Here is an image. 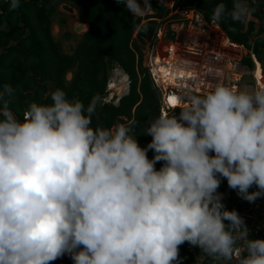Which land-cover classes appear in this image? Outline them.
<instances>
[{"label":"clouds","instance_id":"clouds-1","mask_svg":"<svg viewBox=\"0 0 264 264\" xmlns=\"http://www.w3.org/2000/svg\"><path fill=\"white\" fill-rule=\"evenodd\" d=\"M116 2L134 19L153 10L150 0ZM20 4L9 0V10ZM251 12L247 0L219 3L211 21L243 23ZM14 94L0 91V264L65 254L74 264H179L185 242L202 259L264 264V239L249 238L218 192L224 178L248 202L264 197V87L236 89L217 72L178 115L149 120L143 148L135 122L92 126L98 96L85 107L58 88L20 120Z\"/></svg>","mask_w":264,"mask_h":264},{"label":"trees","instance_id":"trees-1","mask_svg":"<svg viewBox=\"0 0 264 264\" xmlns=\"http://www.w3.org/2000/svg\"><path fill=\"white\" fill-rule=\"evenodd\" d=\"M67 2L73 3L90 25L74 54L64 53L51 31L59 6ZM150 3L154 13L143 21V18L134 19L116 0H21L20 7L14 11L9 10V0L3 2L0 91L5 86L15 90L9 107L16 117L22 120L31 102L50 104L51 93L58 88L64 90L70 100L82 101L85 107L98 96L100 102L92 117V126L109 128L117 123L135 122L132 125L135 138L142 148L146 147L152 137L145 134V129L149 120L160 114V104L148 69L142 64V45L152 37L157 26L156 20L150 18L168 13L167 6L160 1L150 0ZM219 3H224L228 9L233 6V0H175V6L194 7L209 21ZM247 3L256 20L241 23L225 18L217 23L232 43L252 50L264 65V0H247ZM242 61L253 66L249 54ZM116 66L128 76L129 85L127 93L114 104L104 98L108 94L110 70ZM68 71L72 72L70 80L66 78ZM180 110L173 109L169 114L178 115ZM147 155L151 159L154 151L148 150ZM162 164L158 162L156 169ZM255 190V186L249 189L250 192ZM218 192L227 205L240 197L224 178ZM185 245L186 242L179 248V264H189L194 259ZM202 264L222 262L206 258Z\"/></svg>","mask_w":264,"mask_h":264},{"label":"built area","instance_id":"built-area-1","mask_svg":"<svg viewBox=\"0 0 264 264\" xmlns=\"http://www.w3.org/2000/svg\"><path fill=\"white\" fill-rule=\"evenodd\" d=\"M5 1L0 0V13ZM167 8V14L150 18L156 20L157 26L152 37L145 41L142 52V64L148 69L159 95L160 114H169L173 109L183 108L187 104V95L202 91L207 84L213 83L217 72L236 89L264 87V65L252 50H247V54L253 66L243 63L244 56L236 51L244 46L234 44L228 38L224 39L218 24L207 20L201 11L181 4L175 6V2L169 3ZM168 34L173 37L167 39ZM161 67L167 74L178 71L174 81L164 80ZM246 77H250L251 81H244ZM111 89L108 82V94L104 101L117 104L121 96L109 97ZM170 96L177 98V104L169 103ZM227 210H236L244 218L250 239L264 238V197L254 202L239 197L234 203L227 205ZM185 248L194 255L189 264H202L206 260L202 259L198 246H191L186 242Z\"/></svg>","mask_w":264,"mask_h":264},{"label":"rangeland","instance_id":"rangeland-1","mask_svg":"<svg viewBox=\"0 0 264 264\" xmlns=\"http://www.w3.org/2000/svg\"><path fill=\"white\" fill-rule=\"evenodd\" d=\"M140 2V0H138ZM141 0L140 3H142ZM160 1V0H157ZM162 3H165L166 6H169V0H163ZM64 5H67L69 8H64ZM57 15L54 17L52 22V36L60 44L61 49L64 53L74 54L79 43L82 41L83 34L89 30L90 25L82 13H80L76 6L67 2L59 6ZM64 17V21L62 18ZM251 17H248L247 20H251ZM135 36V35H134ZM172 34L167 35V39H171ZM142 45V51L144 50ZM66 78L70 80L72 78V72L68 71ZM251 81L250 77H246L244 81ZM109 82L112 86L111 94L109 97L116 98L117 96L124 95L128 90L129 79L128 76L123 73V70L116 66L110 70ZM111 98H109L110 100ZM225 208L227 209V201L222 200ZM69 260H71L69 256Z\"/></svg>","mask_w":264,"mask_h":264},{"label":"crops","instance_id":"crops-1","mask_svg":"<svg viewBox=\"0 0 264 264\" xmlns=\"http://www.w3.org/2000/svg\"><path fill=\"white\" fill-rule=\"evenodd\" d=\"M140 2H141V0H140ZM169 2L171 3V2H175V0H169ZM165 6H166V4L165 3H163ZM141 5L143 6V1H142V3H141ZM153 11H151V12H149L147 15H153ZM146 15V16H147ZM146 16L145 17H143V21H145L147 18H146ZM218 24V23H217ZM218 27H219V29H220V31L222 32V34H223V36H224V39L225 38H227V36L225 35V33H224V31L220 28V26L218 25ZM220 38H221V36H220ZM223 38V37H222ZM241 56H245L246 54H247V49L245 48V47H241L240 46V49H237L236 50ZM124 73V72H123ZM124 75H125V73H124ZM128 90V89H127ZM127 93V92H126ZM51 264H74V262L72 261V259L71 260H69V255H67V254H65L63 257H61V258H58L57 260H55V261H53V262H51Z\"/></svg>","mask_w":264,"mask_h":264},{"label":"bare ground","instance_id":"bare-ground-1","mask_svg":"<svg viewBox=\"0 0 264 264\" xmlns=\"http://www.w3.org/2000/svg\"><path fill=\"white\" fill-rule=\"evenodd\" d=\"M138 3H140V2L138 1ZM140 4H141V3H140ZM141 6H142V5H141ZM259 70H260V69H259ZM259 70H258V74H259ZM161 71L163 72L162 77L164 78L165 81L168 80V82H169V80L174 81L175 76H176L177 73H178V71H176V72H174L173 74H171L170 72H169V74H167L166 70H165L163 67H161ZM112 86H113V85H112ZM112 86H111V87H112ZM170 97H171V96H170ZM176 99H177V98H176ZM175 104H177V102H176ZM175 104H172V105H175Z\"/></svg>","mask_w":264,"mask_h":264},{"label":"snow or ice","instance_id":"snow-or-ice-1","mask_svg":"<svg viewBox=\"0 0 264 264\" xmlns=\"http://www.w3.org/2000/svg\"><path fill=\"white\" fill-rule=\"evenodd\" d=\"M176 102H177L176 97H174V96L169 97V103L175 104Z\"/></svg>","mask_w":264,"mask_h":264},{"label":"water","instance_id":"water-1","mask_svg":"<svg viewBox=\"0 0 264 264\" xmlns=\"http://www.w3.org/2000/svg\"><path fill=\"white\" fill-rule=\"evenodd\" d=\"M64 8H69V7L67 5H64ZM69 9H71V8H69ZM0 119H3L2 115H0Z\"/></svg>","mask_w":264,"mask_h":264}]
</instances>
